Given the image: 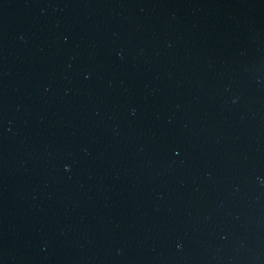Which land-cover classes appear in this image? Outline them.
I'll use <instances>...</instances> for the list:
<instances>
[{
  "label": "water",
  "instance_id": "obj_1",
  "mask_svg": "<svg viewBox=\"0 0 264 264\" xmlns=\"http://www.w3.org/2000/svg\"><path fill=\"white\" fill-rule=\"evenodd\" d=\"M0 264H264V0H0Z\"/></svg>",
  "mask_w": 264,
  "mask_h": 264
}]
</instances>
